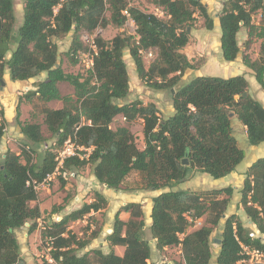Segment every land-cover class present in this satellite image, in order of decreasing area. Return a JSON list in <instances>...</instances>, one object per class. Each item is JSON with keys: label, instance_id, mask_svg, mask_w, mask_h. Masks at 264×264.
<instances>
[{"label": "trees", "instance_id": "obj_1", "mask_svg": "<svg viewBox=\"0 0 264 264\" xmlns=\"http://www.w3.org/2000/svg\"><path fill=\"white\" fill-rule=\"evenodd\" d=\"M153 3L166 18L131 6L127 0H24L23 19L15 28L14 0H0V83L6 69L11 80H27L45 72V80L27 95L36 96L40 102L56 99L62 102L58 109H43V123L55 138L56 150L43 151L34 162L29 146L19 154L10 149L4 152L0 164V264H26L15 230L29 222L28 233L32 232L41 215L37 205H30L37 198L31 181H41L55 169V155L68 137L88 151L87 157L65 159L62 173L88 165L99 184L120 189L126 177L137 171L141 185L136 188H168L152 198L148 230L157 249L180 246L181 260L153 264L209 263L211 235L224 217L234 189L226 186L203 194L173 187L184 182L191 171L206 173L214 179L231 173L245 152L232 134L230 114L245 126L248 144L258 145L264 142V106L249 94L243 75H196L174 90L183 73L194 68L181 49L188 43L187 27L191 26L195 11L205 18L209 29L212 20L200 0H153ZM107 9L109 18L105 16ZM123 10L135 25V36L117 34L110 40L96 36L92 69L86 75L65 72L54 39L70 33V55L75 58L83 47V36L89 35L86 32L80 36L79 32L106 27L109 22L120 27L127 20ZM255 12L260 15L257 25L252 22ZM218 24L221 56L225 61L236 59L240 51L237 34L242 27L248 29L249 37L256 35L261 40L258 58L243 56L242 63L264 89V0H223ZM124 49H128L139 79L148 87L173 89L171 115L160 117L152 102H116L129 93ZM139 50H152L153 55L155 51L148 66ZM59 82L69 83L74 97L62 95ZM19 114L17 106L15 122L25 140L31 144L44 141L41 124L21 121ZM118 115L125 118V123L112 128L111 123ZM136 118L143 120L141 149L128 127ZM5 124L0 109V144ZM184 158L188 160L186 165L181 162ZM244 174L239 205L264 235V157L255 159ZM94 194L93 201L83 203L59 220H51L41 231V240L49 241V255L55 264H148L151 247L144 236L142 206L135 202L126 203L114 215L112 230L106 238L110 246H124L122 255L112 248L107 253L100 249L77 253L97 236V231L88 239H81L69 229L68 223L106 206L103 194L99 191ZM221 194L225 196L219 197ZM120 211H128L130 218L122 221ZM189 218H201L202 223L190 229ZM219 239L216 264H236L246 257L244 246L264 252V241L254 236L236 214L226 217Z\"/></svg>", "mask_w": 264, "mask_h": 264}, {"label": "rangeland", "instance_id": "obj_2", "mask_svg": "<svg viewBox=\"0 0 264 264\" xmlns=\"http://www.w3.org/2000/svg\"><path fill=\"white\" fill-rule=\"evenodd\" d=\"M202 4L206 6V11L208 13L209 18L212 20V28H207V22L205 18L199 14L198 11H195L193 15V20L191 22V26L187 27V32L189 35L188 43L181 49V51L188 57V59L192 62L194 65L193 69L186 70L179 82L174 86V90L178 89L180 86L186 84L187 81H189L192 77L195 75H214V76H220V77H229L232 75L239 74L240 67L238 64L242 63L243 56H248L251 60H256L259 56V48H260V42L261 40L257 38L256 35H253L251 37L248 36V29L246 27H242L238 34H237V42L238 46L240 48V51L234 60L233 63H225L220 54L219 51V38H220V28L218 24V15L220 14V11L222 9V2L223 0H200ZM128 4L131 6H135L140 8L143 11L146 12H152L157 14V16L161 18H166L161 8H157L153 0H127ZM23 3L24 0H14V6L16 8V15L21 17V20L23 19ZM22 14V15H21ZM110 11L107 9L105 11L106 18H109ZM260 20V15L258 12L253 13L252 15V22L257 25ZM19 26V23H17V19L15 21V28ZM88 33L89 35H92L94 38L96 36H100L105 40H110L112 37H114L117 34H123V35H133L135 36V25L134 23L127 18L125 23L117 27L112 22H109L106 27H97L93 31H84L81 30L80 36L84 33ZM70 34V33H69ZM65 36V35H64ZM62 41L59 43V46L61 49H63L62 52H59L58 59L61 62V65H63L64 61L69 65L70 68H67L69 72L71 73H80L83 75H86V65L85 62L80 60L79 58H74L70 55V49L71 44L69 42ZM72 40V39H71ZM55 41V39H54ZM82 49L84 51H88L87 43L82 41ZM58 46V47H59ZM58 49V48H57ZM80 50V51H81ZM155 55V51H154ZM124 61L126 65L128 66V70L130 71L132 77L136 79V70H135V64L128 53V49H124ZM154 57L148 58L144 57L142 55L143 62L145 66H148V64L153 60ZM77 60L76 63H72V60ZM227 62V61H226ZM224 71V73H223ZM246 71L250 73L249 69H246ZM236 73V74H235ZM224 74L229 76H224ZM134 78H131V84H133ZM254 79V77H253ZM138 81L141 85V89L138 92V94H132L127 100L135 101L139 100L143 104L147 103H154L156 107L158 108V115L160 117H166L171 111H170V104L172 99V91L169 89H153L148 87L144 82H142L139 78L135 80ZM60 93L62 95H71L74 97V89L73 87L67 83L62 82L60 84ZM25 91L21 90V94L17 95V99L20 98V102L29 101L31 103V107L34 113L30 114V119L35 120L36 122H39L41 124V130L45 137V140L42 141L39 144H31L28 143L24 138L20 139L18 134L11 131L12 135V146L14 148L13 152H21V150H27L28 146L33 150L31 152V160L32 162L39 160L41 156L43 155V151L45 150H56L57 144L55 142V138L51 136L49 131L46 129V126L43 123V116H41V112L45 108L44 103H41L40 101L36 100L33 97H27L24 93ZM135 93V89L133 91ZM254 93V92H252ZM138 96H140L138 98ZM125 98L122 99L123 102L127 101ZM19 101V99H18ZM117 103H121V100H116ZM26 103V102H25ZM53 106H60L62 102H52ZM43 113V112H42ZM239 124L237 126H240V121L236 118L234 119ZM125 121L122 118L121 115L116 116L112 123L111 127H116L118 125L124 124ZM13 124L16 125L15 118L13 116ZM128 127L130 128L131 132L133 133L135 137V142L138 148L144 147V139H143V120L141 118H136L133 122L128 124ZM8 133V131H7ZM236 136L238 139V145L239 147H242L245 151V157L238 166L239 169H242L246 167V163L251 161V157H254V154L250 152L248 149V143L246 141V135L245 139H242L243 132L236 130ZM3 139V143L6 146V149H9V142H8V136L5 135ZM5 152V151H4ZM4 152H0V164L2 163L3 159L1 157V154ZM87 151L83 150L82 153H86ZM21 161L24 162V155L21 157ZM61 171V170H60ZM70 174L66 175H56L55 178L49 182V191L46 190L48 196L44 199L45 202V209L43 210V217L41 219V224L46 225L51 220H53V217L51 218V213L60 212V215H63V211H61L66 205L68 206L69 210H75L76 208H79L83 203L85 202H91L95 198V192L103 190L105 187L102 184H99L96 179H94V175L91 172L90 166L86 165L83 168L77 169L75 171H70ZM75 175L73 176V174ZM141 178L140 174L137 171L131 172L125 179L124 183L121 185V189H124L128 185L131 186V188H136L137 186L141 185ZM222 186L224 184H221L220 179H214L210 175L206 173H201L198 171H191L188 178L181 183H178L173 187V189H179V187H188L187 190H190L192 192H199V193H207L209 190L214 189L216 186ZM180 188V189H182ZM162 190H168V188H162ZM233 195V194H232ZM205 196V195H204ZM225 196V194L219 195V197ZM114 197V195H113ZM48 198H51L50 200H47ZM75 198H78L79 201H76ZM233 198V196H232ZM115 199V198H114ZM136 201V200H134ZM130 202H133L130 200ZM238 205V204H237ZM107 207V208H106ZM105 209H101L99 211H91L90 213L86 214L83 218L78 219L76 221H70L68 223L69 229L72 230L75 234H77L78 237L81 239H88L90 237V234L94 231H97L98 235L96 236L99 239V242L102 239V236L107 237V235L111 232L109 228L110 222H111V207L105 206ZM65 212V210H64ZM56 216V214H55ZM60 219V218H59ZM198 226H192L190 229L199 227ZM223 227V219L220 220V223L214 228L213 233L211 235V242L210 246L212 249L217 245V237H219V233L221 232V228ZM20 229L19 237L22 239L23 234L27 232V226H22L18 228ZM43 229H40L39 231H42ZM102 232V236L101 233ZM27 235V233H26ZM25 235V236H26ZM144 236L149 241H152L148 227L145 226ZM28 240V239H27ZM28 243V241H27ZM37 248L39 251V257H36V263L37 264H55L46 262L44 256L47 252H49V241L45 240H38L37 242ZM152 248V257L148 260V264L159 263L163 261H170V263H173L174 261L181 260V254H180V246H169L165 247L163 249H157L154 247L153 243L151 244ZM85 249H80L77 251L78 254H81L84 252ZM47 255V254H46Z\"/></svg>", "mask_w": 264, "mask_h": 264}, {"label": "crops", "instance_id": "obj_3", "mask_svg": "<svg viewBox=\"0 0 264 264\" xmlns=\"http://www.w3.org/2000/svg\"><path fill=\"white\" fill-rule=\"evenodd\" d=\"M14 13H15V18L17 19V23H19V25L21 24L22 20L21 17L16 15V8L14 6ZM22 15V14H21ZM63 41L65 40V42H69L71 44V34H67L65 36H63ZM62 37L60 38H56L55 39V43L57 45V51L58 54L59 52H62L63 49L60 48L59 43L62 41L61 40ZM59 46V47H58ZM14 48V45L11 46V49ZM219 51L221 54V50H220V42H219ZM129 53V51H128ZM10 56V52L7 53V58ZM123 56H124V51H123ZM124 60V58H123ZM125 62V61H124ZM225 63H233V61H224ZM126 64V63H125ZM238 66L240 67L239 70V74L237 75H243L245 77V79L248 82V92L249 94L258 99L262 105L264 106V89L261 88V86L258 84V82L255 80V78L253 79V76L251 74H249L246 69H248L243 63L238 64ZM62 68L65 72H69V70H67V68H70L69 65L64 61ZM126 69H127V73H128V77H129V93L127 95V97L125 98L126 100L132 95V94H138V92L141 89V85L139 84V82L135 81L136 79H138V75L137 72L135 73V77H132L133 74L130 73V71L128 70V66L126 65ZM224 73V71H223ZM236 74V73H235ZM196 76V75H195ZM224 76H229L224 74ZM46 78V73L42 72L40 74H38L35 77L29 78L27 80H11L8 74V70L6 69L3 73L2 76V81L0 83V109L3 110L4 112V118H5V133L4 136L7 135L8 136V142H9V149L11 151L14 150L13 148V142H12V135L11 131L14 132L15 134L17 133L18 136L20 137V139H23L24 136L22 135V133L20 132V129L18 127V125L16 124L14 126L13 124V116L15 118L16 115V107L18 106L19 108V119L21 121H27V122H36L35 120H31L30 119V114L34 113L31 107V103H29V101H25V102H20V98L19 101L17 99V95L21 94V90L25 91V95L27 97H33L36 100L37 97L36 96H32L27 95L29 94L31 91L36 89V84L40 81L45 80ZM131 78H134L133 84H131ZM188 82V81H187ZM186 82V83H187ZM62 82L58 83V88L60 87V84ZM135 89V93H133ZM60 91V89H59ZM254 92V93H252ZM140 96H138L139 98ZM124 100V99H123ZM60 100H50L47 102L41 101V103H44L45 108H50V109H58L62 106V104L60 106H53L52 102H59ZM131 100H127L125 102H123L121 100V103H127L130 102ZM61 102V101H60ZM170 113L167 115H171L173 113V107L172 104H170ZM43 112V111H42ZM41 112V116L44 117V113ZM166 116V117H167ZM234 119H236V117L233 115L231 116V129H232V134L233 136L236 138L237 143H238V139L236 136V130L242 131L243 132V136L242 139H245V135H246V131H245V126H243L240 123V126H237L239 123L236 122ZM39 123V122H37ZM8 131V133H7ZM3 136V138H4ZM25 139V138H24ZM246 141H247V136H246ZM248 143V142H247ZM249 145V144H248ZM242 148V147H241ZM243 149V148H242ZM248 149L250 150V152H252L254 154V157H251V161H249L248 163H246V167L239 169L238 166L240 165V162L235 169L225 175L224 177L220 178L221 184H224L222 186H216L214 188H222V187H226V186H231L234 189L233 192V198L231 196L225 215L222 218L223 219V223L224 220L226 219L227 216H229L230 214H236L239 219L241 220L242 224L247 227L248 229H250L251 231H253L254 236L260 237L263 241H264V235L260 234L257 229L255 228V226L253 225V223L250 222L249 218L246 216V214L244 213L243 209L240 207L239 205V200H240V188L242 186L244 177H245V172L248 169V167L250 166V164L257 158L259 157H264V142L258 144V145H249ZM6 146L3 143V139L1 141L0 144V152H4L6 151ZM22 151V150H21ZM245 152V151H244ZM20 152H16V154H19ZM4 153L1 154V157L3 158ZM245 157V155H244ZM244 159V158H243ZM75 175V173L73 174V176ZM94 177V176H93ZM94 179H96L94 177ZM219 180V179H218ZM97 181V180H96ZM98 182V181H97ZM99 183V182H98ZM104 186V185H103ZM105 188L103 190H101V193L103 194V196L106 198L107 200V206H109V208L111 207V222H110V226L109 228H112V224H113V220H114V215L119 211V209L125 205L126 203L130 202V200H132L135 203H139L142 206V210H143V218L145 221V226H149L151 223V219H150V211H151V206H152V198L155 197L156 195H158L159 193L166 191V190H154V189H138V188H131L130 185H128L127 187H125L124 189H110L107 188L106 186H104ZM182 187H179V189ZM188 187H183L182 189H186L187 190ZM46 190L49 191V187L48 188H42L37 192V198L35 201L30 202V205H37L40 209L41 215L39 218L36 219V228L28 233V226H29V222H26L24 225L27 226V235L26 233L23 234V238L21 239L19 237L20 229H16L15 230V235L17 237L18 243H19V247H20V254L22 256V258L25 260L26 264H37L36 263V259L37 257H39V251L37 248V242L40 239L41 240V231H39L40 228V223H41V219H42V215H43V210L45 209V198L48 196ZM100 192V191H99ZM114 195V197H113ZM115 198V199H114ZM76 201H79L78 198H75ZM47 200L51 201V198H48ZM136 200V201H134ZM238 204V205H237ZM107 208V207H106ZM77 209V208H76ZM105 209V208H102ZM65 210V212H64ZM61 211H63V215L68 214L69 212H71L72 210L68 211V206L66 205ZM56 214V216H55ZM63 215H60V212H54L51 213V218L53 216L55 217H59L61 218ZM119 218L122 221H127L130 218V214L128 211H120L118 214ZM220 223V222H219ZM23 225V226H24ZM22 229V226H21ZM222 229V228H221ZM112 230V229H110ZM221 231V230H220ZM101 236L103 235L102 232L100 233ZM26 235V236H25ZM98 235V233H97ZM107 237L102 236L101 241L99 242V239L97 237L92 238L89 243L83 248L85 249L84 252L92 250V249H100L102 252L107 253L111 248L114 250V252L118 255H122L123 251H124V246L122 245H114V246H110L109 245V241L106 239ZM28 239V240H27ZM28 241V243H27ZM217 241V245L212 249L211 248V259L209 261L208 264H216V258L217 255L219 253V247H220V239L219 237H217L216 239ZM149 245L151 247V244L153 243L154 247L155 246V242L152 239V241H149ZM180 252V251H179ZM83 253V252H82ZM81 253V254H82ZM47 254V255H46ZM44 256L46 262L47 258L49 256V252H47ZM36 257V259H35ZM152 257V248H151V255L150 258ZM39 260V259H37ZM180 261V260H177ZM167 263H170V261H167ZM49 263V262H48ZM154 262H152L153 264ZM237 264H244L242 262H238Z\"/></svg>", "mask_w": 264, "mask_h": 264}, {"label": "built area", "instance_id": "obj_4", "mask_svg": "<svg viewBox=\"0 0 264 264\" xmlns=\"http://www.w3.org/2000/svg\"><path fill=\"white\" fill-rule=\"evenodd\" d=\"M122 13H123V15H125L127 18L130 19L129 14L126 10H123ZM130 20L132 21V19H130ZM83 40H84V42L87 43L88 51L78 50L76 52L75 57L84 61L85 65H86L85 66L86 70H89V69H92V66H93V58H94V55L96 54V44L94 41V37L92 35H87V34L84 35ZM139 53L141 56L143 55L144 57H148V58L154 57L152 50H139ZM122 118L125 119L124 117H122ZM83 150L88 151L87 148H84L82 146L77 145L73 138L68 137L63 142L60 149L57 151V153L55 155V161H56L55 169L51 173H48L41 181H36V180L31 181L34 190L36 192H38L42 188H48L49 182L52 181L56 175L70 174L69 173L70 171L63 172V173L60 171L62 166H63L64 160L69 158V157H74V156L78 157V158L87 157V153H82ZM27 183L29 184V181H27ZM53 220H59V217L53 216ZM189 222H191V225L194 227V226L201 225L202 220H201V218H195V219L189 218ZM40 228L44 229L45 225H42L40 223ZM243 253L245 254L246 257L241 259L240 262H242L244 264H264V252L263 251H260V250L255 249V248H249V247L244 246L243 247ZM47 261L49 263L54 262V260L51 258L50 255L48 256Z\"/></svg>", "mask_w": 264, "mask_h": 264}, {"label": "water", "instance_id": "obj_5", "mask_svg": "<svg viewBox=\"0 0 264 264\" xmlns=\"http://www.w3.org/2000/svg\"><path fill=\"white\" fill-rule=\"evenodd\" d=\"M173 92V89L171 90ZM246 93H243V96H245ZM230 116H233V114H230ZM182 164L186 165L188 163V160L186 158L182 159Z\"/></svg>", "mask_w": 264, "mask_h": 264}]
</instances>
